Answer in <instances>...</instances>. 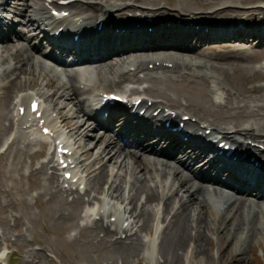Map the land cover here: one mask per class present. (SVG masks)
Returning <instances> with one entry per match:
<instances>
[{
	"label": "bare ground",
	"instance_id": "6f19581e",
	"mask_svg": "<svg viewBox=\"0 0 264 264\" xmlns=\"http://www.w3.org/2000/svg\"><path fill=\"white\" fill-rule=\"evenodd\" d=\"M20 1L22 4L16 13L21 18V29L15 31V27H10L9 31L18 42L11 46L4 44L8 37L0 39L1 193L18 211L19 222L28 231V224L32 229L35 221L30 212L32 200L23 190V171L18 166H22L26 157L36 159L42 156L41 152L31 154L42 143L30 139L28 133L35 132L36 124L44 119V125H48L57 139L73 152L66 157L75 164L73 178L77 182L59 181L54 173L56 166L52 154L37 168L28 166V189L39 191L33 201L37 203L42 198L53 200L60 197L61 204L65 205V197L72 195L76 204L92 205L91 217L97 212L99 219L91 221L88 212L84 213L79 217L84 224L75 221L74 228L78 236L83 231H92L90 237L97 238V244L110 249L109 264H129L139 256L152 261L156 249L158 264H187L188 255L193 264L197 258L207 262L210 242L205 230L216 232L218 264H244L242 258L231 256L227 249L238 239L259 238L264 241V191L245 182L236 172H229L225 166L217 169L216 164L222 159L209 160L211 157L204 154L202 144L211 145L209 148L213 150L210 139L220 137L222 142L237 150L245 153L257 151L264 158V152L241 142L247 139L246 142L264 143V28L259 25L264 18V10L207 3L203 7L208 9L185 11L188 9L186 2L172 3L170 13L180 15L179 19L182 13H190L193 15L191 22L197 25L202 21L196 12H207V16L216 19L224 15L234 16L230 22L240 20L243 28L238 29L232 39L222 43L230 50L214 55L213 64L209 62V56H194L193 48L172 44L160 46L159 39L174 36L168 34L173 26L164 29L161 25L166 18L172 20V17L161 13L152 24L159 28L158 35L154 37L156 41L147 43L145 37L141 44L145 47L141 51L151 54L124 58L127 52L137 53L138 49L129 43L116 46L113 42L93 40L83 47L80 46L82 42L75 43L69 39L63 43L65 50L62 52L72 53L75 61H82L72 64L57 62L42 48L44 40L38 38L43 34L41 27L54 25L48 21L45 11L47 0ZM73 1L67 6L71 13L69 20L61 21L58 27L71 26L77 34H81L86 26L97 25L99 20H103L106 27L112 26L131 34L133 29L119 15L127 11L122 9L127 8L128 3H133L132 9L141 14L151 10L155 15L158 13L155 10L162 8L157 0ZM242 4L252 5L243 0ZM257 16L261 18L257 19ZM159 20L163 22L159 23ZM33 40L37 43H32ZM124 41L122 39L120 43ZM240 45L245 47L238 49ZM161 49L173 53L166 54ZM157 62L162 66L169 63L172 67L166 68L164 73L165 67L157 66ZM255 63L258 65L254 66ZM149 65H154L152 72L148 71ZM159 72L179 79L166 83L153 81L146 89L133 88L124 92L123 97L126 100L135 97L134 101L141 99L139 109L146 112L161 109L163 113L168 108L180 113L186 111L182 116L191 114L189 120L184 121L189 140L172 139L166 133L155 135L142 129L141 122L123 116L121 109L105 110L109 117L107 121L93 116L90 106L100 94L116 93L120 88L119 82L132 80L137 83L140 75L150 76ZM37 78H42V82L39 83ZM83 95L88 97L83 99ZM35 97L41 101L42 117L36 120L34 115H28L15 119L16 108L29 104ZM180 116L176 113L174 119ZM160 119L161 116L156 117V120ZM150 120L143 119L146 123ZM206 130L211 131V137L201 141L199 134ZM151 142L164 147V152L161 154L154 147L146 146ZM191 144L199 146L191 147ZM179 154L193 159V165L177 162ZM11 158L13 160L10 161ZM220 175L236 183L230 186L221 181ZM66 183L71 190L61 186ZM209 184L232 194L208 187ZM82 185L86 201L78 192ZM92 193L101 196L95 199V196L91 197ZM111 200L118 203L114 205ZM159 204L163 208L162 216L157 219L155 235L152 236L151 228L156 222ZM75 215L71 214L70 219L76 218ZM111 218H116V221L111 223ZM162 223L165 225L160 230L159 224ZM7 239L6 235L0 234V241ZM22 239L26 241L24 237ZM41 252L44 253V249ZM37 255L29 250L23 264H33L30 259ZM3 256L4 253L0 252V259Z\"/></svg>",
	"mask_w": 264,
	"mask_h": 264
},
{
	"label": "rangeland",
	"instance_id": "374dc122",
	"mask_svg": "<svg viewBox=\"0 0 264 264\" xmlns=\"http://www.w3.org/2000/svg\"><path fill=\"white\" fill-rule=\"evenodd\" d=\"M242 0H157L161 5H172L177 4L178 2H186L188 9L185 11H191L194 9H208L203 7L204 4H218V3H230L233 5L239 6ZM249 1V3L260 2L261 0H243ZM246 3V2H245ZM18 2L15 1L12 7L17 8ZM168 8V7H167ZM132 11V10H131ZM226 16V15H225ZM8 20V18H7ZM16 21L15 17L11 18V21H7V27L4 28V31L8 32L10 26H15L14 22ZM16 27V26H15ZM7 29V30H6ZM21 29L20 26L16 27L15 31ZM8 41H4V44L9 43L11 46L16 44L18 41L14 40L12 35L7 36ZM37 40V39H36ZM36 42L35 40L32 41ZM3 44V45H4ZM242 45L238 46L241 48ZM45 49V47H44ZM239 49V48H238ZM229 48L223 47L217 43L213 44L211 47L204 46L197 48L193 54L196 57L200 56H209L208 59L211 64H213L214 55L224 54ZM166 54L173 53L172 51L165 52ZM148 55V53H134L127 52L124 55V58H131L139 55ZM191 55V54H190ZM187 55V56H190ZM192 56V55H191ZM114 58V57H113ZM258 65L255 63L254 66ZM38 79V78H37ZM38 82H42V78L38 79ZM150 84L147 82L142 83L139 88H147ZM37 87L35 88V90ZM20 90V89H19ZM206 90V89H205ZM46 91H49L48 89ZM101 132V131H96ZM114 132V131H112ZM113 133H110V135ZM141 140V139H139ZM141 143V141H139ZM37 149V148H35ZM34 149V150H35ZM164 149V147H162ZM36 151V150H35ZM49 150L48 147L42 151V156L36 159H29L26 157L23 161L22 168L23 179L21 180L23 190L26 191L28 196L31 198V208L30 212L34 216V225L33 228L26 230V226L22 222H19L18 218L20 215L16 209H13L9 198L5 199L2 196V185L0 181V232L7 236V244H4V241H0V248L7 246L9 252H12L13 255L9 261V264H23L26 253L29 250L32 252L38 253L37 257L30 259L33 264H109L110 259V249L104 244H97V238H91L92 231L85 233L82 232L81 236L77 235V229L74 228L75 221L83 224V221L79 219L80 215L87 210V204L82 202V204H76V201L72 200L71 196L65 197L63 201L65 205L61 204V198L48 200L47 198H42L35 203L33 198L39 192L38 189L29 190V180L28 175V166L31 165L32 168H37L40 161H43L46 158ZM41 158V159H40ZM13 160L12 158L10 161ZM177 162H184L188 165H191L193 159H188L183 155L179 154L176 156ZM196 168V167H195ZM194 168V170H195ZM48 174V173H47ZM37 179V178H35ZM206 184V183H205ZM204 184V185H205ZM215 187L220 190L225 191L226 193H231L229 190H224L218 186L208 185V187ZM93 194V195H92ZM94 198H99L101 194L92 193ZM232 194V193H231ZM104 195V194H103ZM83 200L86 201V196H83ZM112 201V200H111ZM62 202V203H63ZM112 203L117 204V201H112ZM7 205V206H5ZM162 205L159 204L156 212V218L162 216ZM59 214H64L59 216ZM71 214L75 215L73 220H71ZM156 222L151 228V234L154 236L156 230ZM164 223L161 224L160 229L164 227ZM216 232L213 230H205V235L209 238L210 247H209V261L205 262L202 258H197L195 261L196 264H218V239L216 237ZM93 235V234H92ZM143 237L146 235L143 233ZM22 237L26 239L23 242ZM44 249V253L41 251H36V249ZM231 252V256L242 258L244 264H264V241L262 239L256 238L253 240H244L238 239L234 241V244L227 249ZM238 253H241L239 255ZM54 257V258H53ZM234 257V258H235ZM55 259V260H54ZM129 264H158L157 250L155 252L154 259L144 260L141 256L133 258ZM184 264V263H183ZM187 264H193V261L190 259L189 255L187 257Z\"/></svg>",
	"mask_w": 264,
	"mask_h": 264
}]
</instances>
